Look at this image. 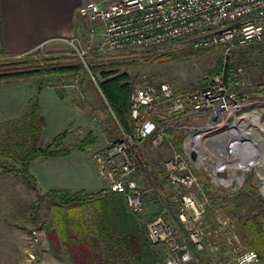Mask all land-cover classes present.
Returning a JSON list of instances; mask_svg holds the SVG:
<instances>
[{"label":"rangeland","instance_id":"rangeland-1","mask_svg":"<svg viewBox=\"0 0 264 264\" xmlns=\"http://www.w3.org/2000/svg\"><path fill=\"white\" fill-rule=\"evenodd\" d=\"M87 26L84 24L82 35L74 38L73 42L71 40L51 41L28 55L13 58L0 57V64H2L0 73L2 71L26 70L24 62L28 58L42 59L39 64L41 68L79 62L84 68V72L75 75L71 73L51 74L45 77L30 76L0 81V94L13 93L15 95L20 94L21 97L25 94L32 96L29 101L37 94L39 103V93L47 87L48 91L43 96L42 113L39 114L38 111L44 125L37 141V147H46L56 135L63 132L66 133L63 141L64 147L77 144L87 134H91L94 144L89 148L90 152L95 154L117 140L119 135L114 129L103 101L100 99L95 80L88 70L89 63H114L118 71L129 76L132 88L144 81L152 84L167 82L174 92L188 93L206 86L216 75L212 76L210 72L220 70L218 69L220 64L224 68L225 62L229 60L236 70H240L239 76L232 79L233 82L238 81L237 84L230 85V88H233L238 95L246 98L245 105L229 117V130L227 128L190 130L188 122L181 123L171 118L169 122L171 128L165 131V139L161 144L153 146L150 140H145L139 144L138 148L143 161L152 169L162 172L163 163L174 152L181 151L185 137L193 134L196 136L195 141L201 144L209 155L207 162L211 165L218 162V168L222 170L221 175L231 178L232 174H235L240 177L239 181L232 180V186L225 190L224 187L215 186L209 182L207 173L202 171L204 180L213 188L227 194L233 193L225 205L226 211L224 210V197L208 196L205 194L200 181L198 184V190L201 189L208 201L203 217L204 226L214 232L213 226L216 225V218H225V212L231 213L236 223L229 221L230 226L222 234H215L216 252L204 250L194 253V250L191 249L193 255H197L199 264H218L222 261L231 260L232 253L226 243V238L235 234L240 240L241 250L244 249L245 246L240 235L242 218L250 214L258 215L261 210L257 201L249 196V189L253 187L264 199L262 192L264 186V132L256 126L250 116L254 113L260 122H264V96L260 94V84L264 81V42L244 47H233L227 52L221 49H213L188 59L165 60L162 59V56L170 49L185 46L171 44L145 51L96 53L100 36L97 32L95 35L89 36ZM220 72H223V69ZM205 81H208L206 85ZM39 84L43 85L40 91L37 90ZM50 97L57 98L58 106L52 105L49 101ZM46 99L47 102H45ZM29 106L28 102L26 114L20 112L15 119L0 123L2 125L0 126V148L7 139L4 136H7L8 142H11L14 134H19L25 143L27 140L25 119L29 113ZM61 122H64V125L66 122L64 130H61L63 127L58 128ZM253 127L256 130H249ZM2 131L5 134H2ZM168 131L172 132V138L168 137ZM56 132L60 133L55 134ZM207 138L210 140L203 142V139ZM0 161L8 162L1 155ZM140 186L144 190L143 209L140 214L146 222L159 211V208L155 203L154 193L149 189L147 182L141 179ZM227 189L231 190L228 191ZM46 191H42L38 184L37 192L29 191L12 174L9 177L0 176V264H63L65 262L62 254L58 257L51 250L46 233L38 230L37 224H31L27 220L30 205L35 201L38 194L42 195ZM54 203L51 199H45L40 210L39 221H52ZM172 210L175 211L176 215V208H172Z\"/></svg>","mask_w":264,"mask_h":264},{"label":"built area","instance_id":"built-area-1","mask_svg":"<svg viewBox=\"0 0 264 264\" xmlns=\"http://www.w3.org/2000/svg\"><path fill=\"white\" fill-rule=\"evenodd\" d=\"M77 14L90 25L89 36L96 34L95 25L101 26L95 50L101 54L145 51L166 44L227 52L233 47L264 42V0H90L78 7ZM238 72L239 69L235 76H239ZM144 82L134 86L130 94V117L136 122L134 137L122 133L119 139L93 154L92 159L106 188L112 193H124L127 207L133 213L143 209L140 180L147 182L161 210L144 224V231L150 243L166 248L165 264H199L190 244L197 252H216L217 247L210 239L230 226L226 218L219 217L214 232L204 226L208 201L198 190L202 171L207 173L209 182L225 190L232 186V180L239 181L240 177L221 175L218 162L212 165L207 162L209 155L195 141L196 136L185 137L181 151L174 152L163 163L184 235L159 199L135 146L145 140H150L153 146L161 144L165 131L171 128V118L188 122L190 130H229V117L245 105L246 98L230 88L238 81L225 82L223 72L206 86L188 93L174 92L167 82ZM226 243L232 259L221 264L257 263V254L241 250L235 234L228 236Z\"/></svg>","mask_w":264,"mask_h":264},{"label":"trees","instance_id":"trees-1","mask_svg":"<svg viewBox=\"0 0 264 264\" xmlns=\"http://www.w3.org/2000/svg\"><path fill=\"white\" fill-rule=\"evenodd\" d=\"M168 45L171 44L164 46ZM208 51L191 46L176 47L165 53L162 59H188ZM40 61L42 62V59L28 58L24 62L26 70L2 71L0 81L30 76L45 77L51 74L71 73L75 75L84 72V68L79 62L41 68L39 67ZM116 67L114 63L96 64L91 62L88 65V70L95 80L100 99L119 135L118 139L122 133L134 137L136 122L130 117L132 85L129 82V76L118 71ZM218 69H223L225 82L235 79L236 68L230 64L229 60L225 62L224 68L220 64ZM220 70H214L210 72V75L213 76ZM207 82H204L205 85ZM260 85V94L264 96V81ZM42 87L43 85L39 84L37 90L40 91ZM29 105V113L25 119L27 140L24 143L19 134H14L12 141L8 142V137L4 136L7 138V142L5 140L0 148V155L8 162L0 161V174H12L23 183L27 190L37 192L36 179L29 170L34 159L66 157L74 152H83L94 144V139L91 134H87L79 143L64 147L63 141L66 133L63 132L56 135L46 147H37V141L44 125L38 115L37 94L29 101ZM2 134L5 133L2 131ZM167 135L169 138L173 136L171 131H168ZM135 150L159 199L183 232L175 211L172 210L175 208V204L172 202L170 190H167L169 187L163 169L162 172L152 169L141 158L138 145L135 146ZM200 184L208 196L224 197V210L226 211L225 205L233 193L227 194L213 188L203 177H200ZM249 196L257 201L261 210L258 215L250 214L242 218L240 235L245 246L242 250L254 251L258 256V261L255 264H264V199L253 187L249 189ZM154 197L159 211L152 216V219L161 210L159 200L155 195ZM47 198L55 202L52 207L53 219L51 222H41L39 214ZM224 216L228 221L236 223L231 213L225 212ZM27 220L31 224H37V229L46 233L50 248L54 253L57 254L62 250L66 258L71 259L75 264L82 263V261L83 264H165L166 256L164 258L163 253L157 249L158 246H163L152 244L146 238L143 216L128 209L124 193H112L106 187L95 192L53 189L42 195L38 194L29 207ZM213 227L215 229V226ZM214 237L210 239V242L215 246ZM94 241L101 242V247ZM190 248L194 250L191 244ZM163 252L167 253L166 248L163 249ZM193 252L195 253V250ZM195 257L199 262L196 254Z\"/></svg>","mask_w":264,"mask_h":264},{"label":"crops","instance_id":"crops-1","mask_svg":"<svg viewBox=\"0 0 264 264\" xmlns=\"http://www.w3.org/2000/svg\"><path fill=\"white\" fill-rule=\"evenodd\" d=\"M86 1L90 0H0V57L13 58L28 55L51 41L64 42L81 36L84 24L88 25L87 30L90 25L77 14V9ZM94 27L100 36L101 26L95 25ZM47 91L45 87L39 93V114L42 113L43 96ZM31 97L25 94L23 97L13 93L0 94V123L15 119L20 112L26 114ZM49 99L52 105L58 106L57 98L50 97ZM65 125L61 122L58 128L63 127L61 130H64ZM89 152L90 148L85 152L73 153L68 157L37 158L30 164V172L42 191L49 189L98 191L106 186L97 175L92 160L93 153ZM9 175L0 174L1 177H9ZM150 220L152 216L148 221ZM94 243L101 247V242L94 241ZM157 249L163 253L165 258L167 253L163 252L164 248L158 246ZM60 254L64 257L63 264H75L71 259L66 258L62 250L56 255L59 257ZM223 262L225 261L218 264ZM79 264H83V261Z\"/></svg>","mask_w":264,"mask_h":264},{"label":"bare ground","instance_id":"bare-ground-1","mask_svg":"<svg viewBox=\"0 0 264 264\" xmlns=\"http://www.w3.org/2000/svg\"><path fill=\"white\" fill-rule=\"evenodd\" d=\"M250 116L252 117V120L254 121L256 126L264 132V122H260L259 119L257 118L256 114H254V113L250 114ZM249 130H256V129H255V127H253V128H250ZM232 177H235V175H233ZM262 192L264 194V186L262 187Z\"/></svg>","mask_w":264,"mask_h":264},{"label":"water","instance_id":"water-1","mask_svg":"<svg viewBox=\"0 0 264 264\" xmlns=\"http://www.w3.org/2000/svg\"><path fill=\"white\" fill-rule=\"evenodd\" d=\"M193 157V156H192Z\"/></svg>","mask_w":264,"mask_h":264}]
</instances>
